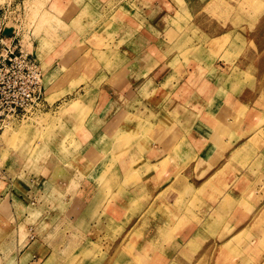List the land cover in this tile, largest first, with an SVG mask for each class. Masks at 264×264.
<instances>
[{"label":"crops","instance_id":"obj_1","mask_svg":"<svg viewBox=\"0 0 264 264\" xmlns=\"http://www.w3.org/2000/svg\"><path fill=\"white\" fill-rule=\"evenodd\" d=\"M80 1L58 0L54 3L62 26L74 27V23L85 16L84 9L88 6L89 17H103V9L91 6L92 0ZM134 1H121L120 6H111L113 13H122L121 6L130 8L131 27L126 28L133 40L140 32L149 36L154 32L156 13L163 17L155 10L153 0ZM3 11L9 14L8 7ZM251 14L250 10H242L235 16L237 20L231 39L236 37V41L245 42L244 50L248 47L258 50L260 71L256 77L217 73V76L198 77L194 89L188 86L192 80L188 76L140 77L143 72L140 64L150 56L153 58L149 49L144 48L147 57L138 59L136 53L131 52L122 64L124 69L137 67L140 75L124 71V76L117 77L113 86L108 85L105 93L102 85L106 83L100 86L103 90L98 88L97 91L84 86L78 94L88 114L80 126V134L74 138L75 149L66 153L59 149L53 154L58 164L40 171V177L46 178V182L40 187L36 185L34 202H29L27 195L22 199L18 196V201L13 202L10 195L15 192L0 189V206L6 199L14 225V237L3 242L10 243L20 259H36L44 251L41 255L44 261L52 258L57 264H64L71 255L80 256L82 264H135V255L145 264H230L231 240L264 241L263 235L253 237L250 233L256 230L257 222L264 225L260 221L264 213V180L258 188L262 191L254 195H258V201L247 199L252 196L247 194L255 179L264 174V141L253 148L262 163L258 174L253 176L240 169V162L246 166L245 162L250 161L252 155L237 154L236 148L255 144H251L248 135L236 139L230 131L233 115H240L243 120L239 128H234L239 129L236 134L259 124L257 128L264 131V12L256 21L249 18ZM123 26L116 23L115 34ZM70 31L74 33V30ZM254 31L259 33V41L252 47L250 44L254 42L249 35ZM120 33L123 35L122 31ZM59 34L58 29L56 37L37 39L31 48L30 57L35 59L42 72V91L44 84L51 86L60 78L57 76L62 68L56 61L59 48H66L68 56L72 52V44L68 43L67 37L63 38V34L62 44L56 43ZM218 37L216 32L213 38ZM18 38L16 43L10 39L6 45L17 49ZM240 50L236 47L230 56L234 58L235 67L247 69L251 56ZM225 65L226 70L234 67L227 68L228 62ZM148 85H156L158 91ZM161 87H164L163 91ZM71 112L75 114L76 111ZM166 118L174 124L173 137L138 138L139 121H148L151 127H156ZM112 124L137 135L129 149L121 142L113 141L109 132ZM119 146L130 151L113 156L111 149L114 151ZM60 163L67 169H58ZM111 164V173H105L104 166ZM133 165L136 168L129 172ZM240 172L253 182L246 186L250 180L243 183L245 175ZM9 178L10 172L1 171L0 186L3 187V180ZM246 205L251 212L244 211ZM108 225H112L111 230ZM162 225L165 226L164 234L159 230ZM133 245L142 249L132 253L127 251ZM262 252L264 257L263 249ZM260 264H264V260Z\"/></svg>","mask_w":264,"mask_h":264},{"label":"rangeland","instance_id":"obj_2","mask_svg":"<svg viewBox=\"0 0 264 264\" xmlns=\"http://www.w3.org/2000/svg\"><path fill=\"white\" fill-rule=\"evenodd\" d=\"M84 1L81 0L80 3H84ZM98 1L99 3H95L92 0L90 4L97 9H103L102 18L89 17L90 9L88 6L84 9L85 16L79 18L81 23L75 22L74 24L76 25L74 27H67L65 25L62 26L63 23L60 22L58 17L60 15L54 6V3L57 4L58 0L52 1V4H50V0H0V10L7 7L9 9L8 17L3 24H6L8 29L17 30L14 42L16 43L17 37H19L17 42L19 50L31 54V48L35 40L52 36L56 37L58 29L60 34L56 38L58 39L56 43L60 42L62 44L60 38L61 34H63V38L67 37V40L69 39L70 41L68 43L72 44L70 49L73 47L69 56L66 48H59L56 61L62 68L57 76L60 78L51 86L50 84H44L45 89L42 91L37 105L31 108L27 114L10 117L0 127V172L6 170V172L11 174V178L3 180V187L1 185L0 189H7L11 193V190H13L15 193L10 195L13 202L18 201V196L22 199V196L27 195L29 202L33 203L36 185L40 187L41 183L45 184L46 182V178L40 177V171L49 170L55 164H58L53 154H56L59 149L61 153L75 149L74 138L80 134V126L88 114L78 94L83 91V87H92L95 91L98 88L101 90L105 88L103 90V93H105L104 91H107L108 88L106 87H109L108 85L113 86L112 84L116 82L117 77L124 76L123 74L126 73L124 71L137 73V67L136 69H133L132 66L128 67V69L122 67L123 62L129 59V55L136 53L138 59L147 57L148 53L144 48H148V52L153 58L150 56L149 60H145L142 62L143 64H140L141 71L143 70L140 77H143V75L144 77L156 78L188 76L192 77L191 82L188 83L191 89L195 88V81L198 77L217 76V73L220 75L227 73L230 75L231 73L233 77H256L258 71H260L258 50L253 51L248 47L245 51L242 46L246 43H240L239 39L236 41V37L231 39V36L234 33L232 32L234 31L233 26L237 20L235 16L241 14L242 10H250L253 14L249 18L253 19V21L258 20L264 12V0H153L156 5L155 10L163 14V17L156 13L154 32L150 36L140 32L139 35H135L136 39L134 40L130 38V31L126 28L128 25L131 27L130 8L121 6L122 13L118 11L113 13L111 6H120L119 3L121 1L122 3H131L132 1L134 3L135 1ZM147 1L150 2L151 0ZM166 1H168L170 6L167 5ZM51 11H53V15ZM118 13L122 14V16ZM116 23L124 25L121 29L123 35L120 33L121 31L115 34L114 26H116ZM139 25L141 26V24ZM140 26H138L139 31L141 30ZM70 30H74V33H71ZM125 31H127L126 34L130 35H126ZM215 31L219 33L218 38H213ZM249 36L254 42L250 44L253 47L259 41V33L254 31ZM11 37L12 35L9 34L5 38L9 39ZM63 42L66 41L63 40ZM236 47L241 49L240 53L243 52L247 56H251V64L247 69L234 66L235 61L230 54ZM225 61L229 64L227 68L230 65L234 67L231 70L230 67L229 70H226ZM129 69L130 71L128 72ZM137 74L140 75V72ZM49 76H52V74H49ZM104 83L106 84L102 85ZM101 85L104 88L100 87ZM149 85L148 87L154 89L155 92L158 91L156 85H154L155 87ZM163 88L161 87L160 90L163 91ZM144 89L142 88V90ZM84 100L86 101V99ZM50 111H55V113L52 114ZM71 111L76 112L74 114ZM69 113H71L72 117ZM76 113L79 114L76 115ZM73 117L76 118L75 121H73ZM241 121L236 128L243 124V120ZM139 123L143 124L137 125L138 138L143 136L151 137L153 127L149 125V122L141 120ZM166 123L174 127L172 121L169 122L166 119ZM234 125L235 123L230 124L231 135L234 134V138L239 139V136L242 138L248 135L252 137L249 140L251 144H255L254 146L242 145L236 148L237 154L245 152L252 155L250 161L245 162L246 166L240 162V169L256 176L262 167V163L258 160L260 158L258 152L253 148H257L260 141H264V131L257 128L259 124L254 129L242 130L243 133L236 134L239 129L234 130ZM144 127L147 128L145 131ZM78 128L79 130H77ZM109 129V132L112 133L113 141L121 142L125 145V149L131 147L133 137H130V131H122L115 126L109 127ZM147 131L150 134L146 133ZM260 134L263 135V138L260 137ZM216 135L214 133L213 137L216 138ZM136 136L134 135V137ZM124 148L122 150V147L119 146L114 151L111 149V153L114 156L115 154L121 155L120 152L122 153V151L124 153L130 151H126ZM63 164L60 163L58 169L62 167L66 170L67 168ZM104 167L107 171L105 173H111L109 171L112 164ZM135 168L134 165L131 166L129 172H133ZM244 172H240L241 175H245ZM246 176L244 180L242 179L243 183L250 180ZM263 180L264 174L259 179H255L252 190L247 194L252 196L247 199L254 198L258 201V195L256 197L254 195L257 191H262L258 188ZM252 182L250 180L246 186ZM8 185L10 186L8 187ZM120 192L123 191L121 190ZM186 192L188 193V191ZM241 194L243 195V193ZM5 201L0 206V264H57L56 259L52 258L44 261L45 258L41 256L44 251L36 259H20L17 252L12 250L13 247L10 243L3 242L14 237L13 219L9 214ZM244 211L249 213L251 208L246 205ZM260 221L261 224H264V213ZM231 224L232 218H230V234ZM259 225V222H257L256 230L250 232L253 237H256L255 234H260L264 237V225ZM164 227V225L160 226L161 234L165 233ZM108 229L111 230L112 225H108ZM114 231L112 230V232ZM236 239L234 238L230 241V264H260V262H263L264 257L261 255L263 254L261 250H264V241H249L251 243H248ZM45 245L47 249H50L49 243L46 242ZM135 249L140 251L142 247L133 245L127 251L132 253ZM144 249H147V247H144ZM12 254H15V256H11ZM133 259L135 264H145L136 255ZM54 260L55 262H53ZM65 260L67 262L64 264H82L83 262L82 258L77 255H71Z\"/></svg>","mask_w":264,"mask_h":264},{"label":"built area","instance_id":"obj_3","mask_svg":"<svg viewBox=\"0 0 264 264\" xmlns=\"http://www.w3.org/2000/svg\"><path fill=\"white\" fill-rule=\"evenodd\" d=\"M0 127L12 116L27 114L40 101L42 95V72L35 61L6 42L16 38L17 30L11 29L7 39L3 24L8 14L0 10Z\"/></svg>","mask_w":264,"mask_h":264},{"label":"bare ground","instance_id":"obj_4","mask_svg":"<svg viewBox=\"0 0 264 264\" xmlns=\"http://www.w3.org/2000/svg\"><path fill=\"white\" fill-rule=\"evenodd\" d=\"M218 92V91H217ZM211 98V97H210ZM239 113V112H238ZM241 114V113H240ZM242 116V115H241ZM166 119H168V118H166ZM166 119H161V121L158 123V124H156V127H153V131H151V133L153 132V136L155 137V138H167V139H170L171 137H173L174 135H173V133H175V129H173L174 127H173V125H167V123H166ZM169 120V119H168ZM185 120H187V119H185ZM242 120V118L240 117V115H234L233 116V121L231 122L232 124L233 123H235V125H234V127H237L238 125H239V123L240 122H242L241 121ZM224 121V120H223ZM170 122V121H169ZM230 123V124H231ZM143 123H139V125H142ZM226 124V123H225ZM115 124H112V125H110L109 127H112V126H114ZM155 126V125H154ZM145 129H147L146 127H144V131H145ZM110 130V129H109ZM172 130V131H171ZM146 133H148V134H150V132H146ZM112 134V133H111ZM104 137V136H103ZM130 137H134V135L133 134H131L130 135ZM149 137V136H148ZM211 137V136H210ZM249 137V136H248ZM250 138H252V137H250ZM250 138H248L249 140H250ZM173 140V139H172ZM161 141V140H160ZM78 182V181H77ZM91 186V185H90ZM93 187V186H92ZM85 195V194H84ZM72 246V245H71Z\"/></svg>","mask_w":264,"mask_h":264},{"label":"water","instance_id":"obj_5","mask_svg":"<svg viewBox=\"0 0 264 264\" xmlns=\"http://www.w3.org/2000/svg\"><path fill=\"white\" fill-rule=\"evenodd\" d=\"M11 33V29H5L4 30V35H9Z\"/></svg>","mask_w":264,"mask_h":264}]
</instances>
